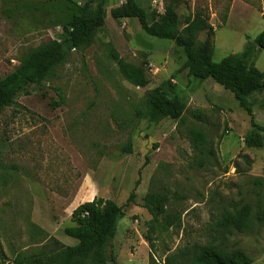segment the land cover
<instances>
[{
  "label": "rangeland",
  "instance_id": "1",
  "mask_svg": "<svg viewBox=\"0 0 264 264\" xmlns=\"http://www.w3.org/2000/svg\"><path fill=\"white\" fill-rule=\"evenodd\" d=\"M104 26L92 46L68 51L66 60L41 85H32L0 116V264L55 253L77 240L64 230L72 212L94 197L123 208L114 238L97 262L149 264L190 243L209 245L214 221L247 209L251 227L233 231L223 249L242 251L264 264V147L246 137L256 130L233 94L185 67L175 42L146 35L137 19L115 20L124 0H106ZM151 22L153 12L172 6L182 36L189 17L212 26L196 35L197 54L219 63L243 51L264 31V0H137ZM86 0H0V80L33 49L62 41L68 14ZM91 9L97 5L92 4ZM67 15V17H66ZM145 71L149 85L135 86L112 58ZM264 73V50L254 52ZM170 81L178 89V119L151 117L152 90ZM255 121L264 126V92L254 94ZM259 133V132H258ZM260 134V133H259ZM264 139V133H261ZM135 192L134 201L127 203ZM149 193L166 196L168 213L180 225L165 229L145 208Z\"/></svg>",
  "mask_w": 264,
  "mask_h": 264
},
{
  "label": "trees",
  "instance_id": "2",
  "mask_svg": "<svg viewBox=\"0 0 264 264\" xmlns=\"http://www.w3.org/2000/svg\"><path fill=\"white\" fill-rule=\"evenodd\" d=\"M92 4H96L97 8L91 9ZM106 4V0H86L80 13L70 11L68 20L62 27V41L52 40L31 50L13 72L0 80V116L6 108L16 104L18 96L27 94L32 85H41L53 76L56 69L66 60L68 51L93 45L99 29L105 24ZM112 17L115 20L137 19L146 35L175 42L186 53L185 67L190 76L200 81L213 80L232 93L239 107L250 116L251 127L257 132L246 137V144L253 148L264 147V139L261 136L264 126L255 121L249 101L254 94L264 92V73L256 67L254 60L255 50H264V31L252 44L246 45L243 51L230 54L216 63L211 54L196 53V35L206 29L213 31L212 26L200 15L187 18L183 32L185 38L179 30V16L172 6L167 7L164 14L153 12L150 22L146 11L137 0H124L120 7L112 11ZM112 58L118 63L124 76L135 86L145 88L149 85L142 68L126 63L117 53H113ZM151 93V117L178 119L182 115L183 104L178 89L170 81L154 88ZM134 198L135 192L127 203L133 202ZM144 205L154 217L149 228L150 234H155L157 224L165 229L180 225L178 218L168 213L166 196L149 193L144 197ZM122 215L123 208L116 202L94 197L92 201L79 205L72 212L71 217L75 225L64 230L68 237L77 240V244H60V249L55 253L44 251L35 258L18 259L13 264H86L89 259L97 262L101 260V252L106 244L114 238ZM254 219L264 225V210L259 211ZM252 224L253 217L247 209L226 212L222 218L214 221L209 245L187 244L167 256L164 263L157 259L154 239H151L149 264H252L244 252L229 253L223 249L233 231H246ZM1 264H6L4 259Z\"/></svg>",
  "mask_w": 264,
  "mask_h": 264
}]
</instances>
